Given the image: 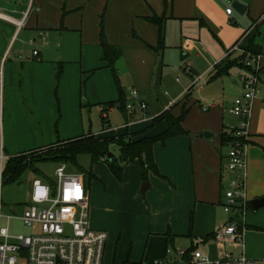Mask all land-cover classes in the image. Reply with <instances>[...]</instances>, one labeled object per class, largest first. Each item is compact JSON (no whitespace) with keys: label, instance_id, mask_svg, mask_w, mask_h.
Masks as SVG:
<instances>
[{"label":"crops","instance_id":"1","mask_svg":"<svg viewBox=\"0 0 264 264\" xmlns=\"http://www.w3.org/2000/svg\"><path fill=\"white\" fill-rule=\"evenodd\" d=\"M232 2L246 7L242 15L232 10ZM233 11L240 17L237 22ZM154 16L163 19L161 48L158 27L148 21ZM173 27L179 32L176 43ZM203 28L215 46L197 38ZM101 30L107 43L120 51L115 75L125 103L135 105L131 114L117 105L118 86L103 60ZM253 30L264 68V0H0V153L8 160L88 134L125 137L129 142L156 138L167 131V123L154 124L153 119L167 111L181 118L185 133L153 145L159 175L149 172L144 179L137 161L122 165L121 180L107 165L94 166L88 181L81 174L89 226L107 235L103 264H156L166 259L171 264H193L177 255L189 249L211 260L243 254L264 264V207L251 208L253 200L264 198V81L252 101L247 128L240 245L214 236L233 217L222 207L234 175L226 170L227 146L221 137L237 123L230 110L243 95L239 83L243 71L229 70L238 73L228 108L226 86L221 82L224 89L219 90L218 80L229 73L207 80L196 95L195 89L189 92L196 77L208 73L209 67L211 72ZM169 43L182 53L181 59L193 55V62L200 58L199 50L204 51L201 71L191 61L184 79L169 83L167 76L176 74L171 55H166ZM132 91L146 104L145 114L131 98ZM110 103L114 106L105 109ZM93 116L103 123L95 132L86 124ZM205 132L212 138H204ZM116 147L119 155L110 153L118 159ZM144 182L148 187L141 193Z\"/></svg>","mask_w":264,"mask_h":264},{"label":"built area","instance_id":"2","mask_svg":"<svg viewBox=\"0 0 264 264\" xmlns=\"http://www.w3.org/2000/svg\"><path fill=\"white\" fill-rule=\"evenodd\" d=\"M231 9L226 13L231 14ZM189 47L188 41L185 42ZM234 45L230 52H238ZM36 54V53H34ZM261 55L246 54L244 65L250 71L239 75L243 95L235 99L230 114L237 120L232 129V140L227 144L226 170L234 175L229 181V189L224 194L223 210L232 219L218 232L215 239L228 244L242 243V227L238 218L246 210L245 176L246 148L249 141L248 122L252 101L264 81V68L260 64ZM214 68V67H213ZM212 68V71H213ZM189 71V66L184 68ZM208 72L196 77L191 90L204 85L212 74ZM131 98L140 111L145 114L146 104L136 91ZM135 105L127 104V112L133 113ZM211 107L208 105L202 110ZM6 158L0 153V187L4 182L3 171ZM56 186L49 187L42 180L35 178L29 192L30 206L21 215H4L0 199V264H103L104 247L107 235L89 226V207L83 176L69 173L65 166L59 165L54 172ZM65 212H68L67 214ZM20 223L29 230L28 235L11 230L12 223ZM170 251H168V254ZM186 251H177L179 257ZM193 264H258L245 255L233 257L225 254L222 258L211 260L198 251L191 254ZM171 264L169 259L165 263Z\"/></svg>","mask_w":264,"mask_h":264},{"label":"trees","instance_id":"3","mask_svg":"<svg viewBox=\"0 0 264 264\" xmlns=\"http://www.w3.org/2000/svg\"><path fill=\"white\" fill-rule=\"evenodd\" d=\"M148 21L154 23L159 30V48L163 44V33H162V22L163 19L157 18L156 16L148 18ZM102 28V25L100 26ZM256 36V31L253 30L250 34L238 45V52H231L227 54L226 58L217 63L212 71L211 76L208 81L215 78L228 75L229 70L232 68H238L242 71H250L244 65V56L246 54L259 55L260 50L256 45L253 44L254 38ZM100 47L103 52V60L112 69L115 76L116 85L118 86L119 100L117 105L124 114L127 113V104L124 101V95L120 88L117 75H115V63L120 58V51L117 47L111 46L107 43L106 38L101 30L99 35ZM233 54L237 56L232 59ZM59 80V73L56 76V89L57 93V83ZM84 82H82L83 85ZM57 96V95H56ZM186 99L188 98L185 97ZM114 104H106V108L113 107ZM103 119V118H102ZM165 120L167 123V131L156 138H144L136 142H129L125 140V137L117 138H97L92 134H88L82 138L67 141L58 142L56 145L49 147L46 152L41 154V157L36 158L30 154H21L6 160L4 164L3 178L4 182L7 180H18L21 175L27 171L32 172L38 179L42 180L52 189L55 188L56 182L45 177L40 170L37 168L38 164L42 163H53L56 165H63L65 168L70 167L72 173L82 174L84 177L88 175L89 178L92 177V173H86L83 167L79 164L80 156H88L90 158L91 164H95L99 161H103L112 175L116 180H121L122 175V165L129 164L137 161L142 169V177L145 179L149 172L159 175L157 167L153 160V145L160 141L164 142L170 137L182 135L185 132L182 130L180 122L181 118L175 119L169 114V112H164L160 116L153 119L155 124L158 121ZM104 121V119H103ZM105 122V121H104ZM232 140V131L227 134H223L221 141L223 145H226ZM112 145H116L120 148L119 158L111 157L109 160L107 155L110 153V148ZM32 154V153H31ZM30 155V156H29ZM194 252L193 249L186 250L185 256L182 260L189 261L191 259V254Z\"/></svg>","mask_w":264,"mask_h":264},{"label":"rangeland","instance_id":"4","mask_svg":"<svg viewBox=\"0 0 264 264\" xmlns=\"http://www.w3.org/2000/svg\"><path fill=\"white\" fill-rule=\"evenodd\" d=\"M233 10V9H232ZM234 12V11H233ZM235 20L237 18H240L239 15H237L235 12ZM237 22V20H236ZM229 27H233V28H237L235 23H228ZM173 39L178 40V28L173 27ZM191 35L189 36L190 38L193 39V34L192 32L190 33ZM197 38L200 37L199 39L202 40L203 42H208L211 46H215L216 42L213 39L212 35L210 34V32L206 29H198V33H197ZM205 40V41H204ZM174 43V41H173ZM169 45V46H168ZM175 45V44H174ZM167 49H166V55L169 57L171 55V58L174 62H172L173 67H176L175 69V73L176 74H170L169 76H167V80L168 82H174L175 79L178 77L179 79H184L185 75H184V68H186V66L192 67L190 62H193V55L187 56L186 58H182L181 59V52L175 47L173 46V44L171 45V43L167 44ZM184 53V52H183ZM198 55H200V58L197 59L196 61L193 62V67L196 71H198V69L200 70L204 64V58H206V54H204V51L199 50ZM171 62V61H170ZM211 67L208 68L209 72H210ZM201 71V70H200ZM202 72H200L199 74H201ZM237 69H233L229 72L228 76L222 77L221 79H219V90H223L224 86H226V94H223L225 97V101L224 103H226V107L228 108L230 106V101H232L234 99V96L232 95L233 93L231 92V90L234 88L232 85V82L234 80L237 79ZM221 82L223 83V87L221 86ZM176 84V83H175ZM220 91V93L222 94V92ZM193 94H197L196 93V89L194 90ZM222 96V95H221ZM83 101V100H82ZM83 103V102H82ZM229 104V105H228ZM85 114H88L87 111H85ZM90 122H92L91 124L89 123V121H87V128L92 127V131H97L100 130L103 123L100 122L99 117L97 116V118L95 116H93V118H90ZM105 126V124H104ZM111 153L114 156H118L119 155V150L115 145H112L110 148ZM43 152H46V150H40L38 152H33L32 154H30L33 157L36 158H40L41 154ZM29 155V156H30ZM79 164L83 167L84 171L86 173L91 172V170H93L94 166L96 165H101L104 168H106V164L100 162H97L95 164H91L90 158L88 156H80L79 157ZM58 165L47 162V163H42V164H38L37 168L40 170V172L47 177L50 180H55V176H54V172L55 169L57 168ZM66 171L71 173L74 172L71 170L70 167L66 168ZM5 178V177H4ZM37 178L32 172L27 171L25 173H23L21 175V177L18 180H7L6 182H3L2 186L0 187V199H1V206H2V213L4 215H21L24 211L25 208L30 206V200H29V192H30V187L31 184L33 182V180ZM85 180L88 181L89 177L88 175H85ZM66 214L68 212H65ZM11 230L17 233H21L24 235H28L29 234V230H27V228L23 227L20 223H12L11 225Z\"/></svg>","mask_w":264,"mask_h":264},{"label":"water","instance_id":"5","mask_svg":"<svg viewBox=\"0 0 264 264\" xmlns=\"http://www.w3.org/2000/svg\"><path fill=\"white\" fill-rule=\"evenodd\" d=\"M232 9H234L238 14L242 15L246 9V7L240 3L232 2L231 4ZM204 138L211 139L212 135L208 132L204 133ZM112 157V154L109 153L107 155V158L110 160ZM148 187V183L144 182L141 187V193ZM264 207V198L262 199H256L251 202V208L253 211H258L260 208Z\"/></svg>","mask_w":264,"mask_h":264}]
</instances>
